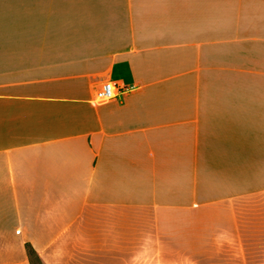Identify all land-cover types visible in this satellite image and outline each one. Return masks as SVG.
<instances>
[{
  "label": "crops",
  "instance_id": "crops-1",
  "mask_svg": "<svg viewBox=\"0 0 264 264\" xmlns=\"http://www.w3.org/2000/svg\"><path fill=\"white\" fill-rule=\"evenodd\" d=\"M30 251L264 264V0H0V264Z\"/></svg>",
  "mask_w": 264,
  "mask_h": 264
},
{
  "label": "built area",
  "instance_id": "built-area-1",
  "mask_svg": "<svg viewBox=\"0 0 264 264\" xmlns=\"http://www.w3.org/2000/svg\"><path fill=\"white\" fill-rule=\"evenodd\" d=\"M121 88L112 81H106L96 90L94 103L101 105L115 100Z\"/></svg>",
  "mask_w": 264,
  "mask_h": 264
},
{
  "label": "rangeland",
  "instance_id": "rangeland-1",
  "mask_svg": "<svg viewBox=\"0 0 264 264\" xmlns=\"http://www.w3.org/2000/svg\"><path fill=\"white\" fill-rule=\"evenodd\" d=\"M34 264H40L35 257H32Z\"/></svg>",
  "mask_w": 264,
  "mask_h": 264
},
{
  "label": "trees",
  "instance_id": "trees-1",
  "mask_svg": "<svg viewBox=\"0 0 264 264\" xmlns=\"http://www.w3.org/2000/svg\"><path fill=\"white\" fill-rule=\"evenodd\" d=\"M30 255H31L32 257H34V252H33V251H30Z\"/></svg>",
  "mask_w": 264,
  "mask_h": 264
}]
</instances>
